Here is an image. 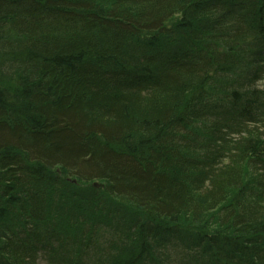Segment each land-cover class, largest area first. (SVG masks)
Masks as SVG:
<instances>
[{
  "label": "trees",
  "instance_id": "1",
  "mask_svg": "<svg viewBox=\"0 0 264 264\" xmlns=\"http://www.w3.org/2000/svg\"><path fill=\"white\" fill-rule=\"evenodd\" d=\"M263 82L264 0H0V264H264Z\"/></svg>",
  "mask_w": 264,
  "mask_h": 264
},
{
  "label": "bare ground",
  "instance_id": "2",
  "mask_svg": "<svg viewBox=\"0 0 264 264\" xmlns=\"http://www.w3.org/2000/svg\"><path fill=\"white\" fill-rule=\"evenodd\" d=\"M200 37V36H199ZM224 87V84L222 83L221 85H219V88H223ZM242 87V86H241ZM57 172H60L61 169L60 168H57L56 170ZM68 181L69 182H74V181H77V180H72V178H68ZM97 186V185H96Z\"/></svg>",
  "mask_w": 264,
  "mask_h": 264
},
{
  "label": "rangeland",
  "instance_id": "3",
  "mask_svg": "<svg viewBox=\"0 0 264 264\" xmlns=\"http://www.w3.org/2000/svg\"><path fill=\"white\" fill-rule=\"evenodd\" d=\"M260 85H261L262 87H264V82L261 83ZM39 264H48V263H47L46 261H44V260L41 259V260L39 261Z\"/></svg>",
  "mask_w": 264,
  "mask_h": 264
},
{
  "label": "water",
  "instance_id": "4",
  "mask_svg": "<svg viewBox=\"0 0 264 264\" xmlns=\"http://www.w3.org/2000/svg\"><path fill=\"white\" fill-rule=\"evenodd\" d=\"M74 183H76V181H74Z\"/></svg>",
  "mask_w": 264,
  "mask_h": 264
}]
</instances>
